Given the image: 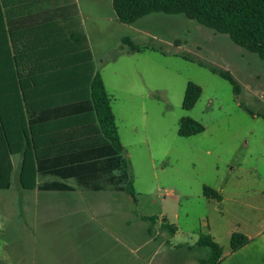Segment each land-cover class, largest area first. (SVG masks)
Listing matches in <instances>:
<instances>
[{
    "label": "rangeland",
    "instance_id": "374dc122",
    "mask_svg": "<svg viewBox=\"0 0 264 264\" xmlns=\"http://www.w3.org/2000/svg\"><path fill=\"white\" fill-rule=\"evenodd\" d=\"M78 1L95 62L113 97L136 202L128 195L102 193L98 201L86 203L90 210L77 196L74 203L84 212L79 216L51 211L44 217L31 206L23 211L22 197L31 201L40 193L22 189L15 156L12 187L0 190V264L20 259L33 264L37 252L28 228L36 226L51 228L49 258L56 264H82L81 259L148 264V231L151 246L159 245L163 235L175 249L185 246L176 251L177 257L165 250L150 264H188L190 257H208L209 251L197 245L202 234L221 247L223 261L232 252L233 234L254 236L264 230L263 62L229 36L183 15L154 13L127 25L117 19L112 0ZM124 38L142 52L131 51ZM210 67L230 72L240 94ZM190 82L203 92L187 111L183 102ZM187 117L205 131L179 136L180 122ZM206 187L221 200L205 197ZM96 210L101 212L97 219ZM71 225L84 226L85 244H79L75 231L60 232ZM166 225L175 228L176 236Z\"/></svg>",
    "mask_w": 264,
    "mask_h": 264
},
{
    "label": "trees",
    "instance_id": "16d2710c",
    "mask_svg": "<svg viewBox=\"0 0 264 264\" xmlns=\"http://www.w3.org/2000/svg\"><path fill=\"white\" fill-rule=\"evenodd\" d=\"M61 1L0 0V190L11 189L13 158L20 156L18 180L24 190L114 191L136 201L113 97L95 69L82 23ZM112 5L118 20L127 25L154 13L183 15L229 36L258 55L264 66V0H112ZM123 43L133 52L143 50L130 39ZM210 70L240 94L230 72ZM202 92L190 82L183 108L192 110ZM204 131L202 124L187 117L178 134L190 137ZM49 176L57 181L38 183ZM204 195L221 200L208 187ZM166 227L175 233V228ZM249 242L235 233L231 251ZM198 246L209 251L200 264H221L222 249L210 236L202 234Z\"/></svg>",
    "mask_w": 264,
    "mask_h": 264
},
{
    "label": "crops",
    "instance_id": "0c3cea01",
    "mask_svg": "<svg viewBox=\"0 0 264 264\" xmlns=\"http://www.w3.org/2000/svg\"><path fill=\"white\" fill-rule=\"evenodd\" d=\"M62 5H65L66 7H68L71 10V14L74 15L75 17H78L79 21L82 23V26H83V29L85 31L86 38H87V41H88V44H89V47H90V50H91V53L93 56L95 69L98 70L97 64H96L95 59H94L93 51H92V48L90 46V41H89L90 36H89V32L87 29L85 19L83 18V13H82V8L80 5V2L78 0H62L61 6ZM71 21H72V18H71ZM75 25H76V23H75ZM17 157H19V163H18V166H19L18 172H19L20 164H21V157L20 156H17ZM13 161H14V159H13ZM14 166L16 169L15 162H14ZM49 178H53V177L49 176V177L39 178L38 183L40 185H42L46 182L57 181L56 178H53V180L50 181V180H48ZM71 182H69V184L73 187H76L75 182H74V185ZM25 191H29V190H25ZM33 191L34 192L38 191V193H40V194H36L34 199L31 200L32 201L31 205H30V203H31L30 199L24 195L21 199L19 208L22 209L23 211H25V210H27V208H29L31 206L33 208V210L36 208V212L40 213V215H43L44 217H48L50 214L49 212H51V211L61 212V213L63 212L64 214L71 213V211H72V214H75V216H79L77 214L84 213L74 203L78 199L77 196L79 197V199H82L83 201H85L84 206H85L86 210H90V209H87L86 203L91 202V204H93L92 203L93 201H98L100 199L102 193L109 194L111 196L112 195L114 196V194L116 196L121 195L120 197H122L123 195H128L125 193H118V192H114V191L90 192V191L81 190L79 188H75L74 191H70V192L41 191L39 189L32 190L31 192H33ZM90 193H95V194H91L92 195L91 197L85 196V195H88ZM93 195H95V196H93ZM128 196L131 197L130 195H128ZM1 201L2 200H0V202ZM3 205L4 204H1L0 206H3ZM96 206H98V205H96ZM111 213L113 215L112 210L110 211V214ZM96 214H97L95 216L96 219L101 216V212H99V211H97ZM107 215H108V212H107ZM142 220L147 221V218L143 217ZM79 221L81 222V219ZM83 228H84L83 225H80V226H78V225L72 226L71 225L68 227L66 226V227L60 228V232L68 230V231H75V232L79 233L80 235L77 238H78V241L81 242L79 244L83 245L88 240L87 236H85L84 233H82V231H81ZM50 230H51V228H49L47 226H36V227H29L28 228V232L31 234V237H32V246L35 249V251L37 252L36 254H34V259L32 260L33 264H56L53 258H49V254L51 256L52 251H53V242L51 241L52 237H50L48 235ZM148 233H149L148 239L145 240V244H144V246L146 248H148V251L146 252V256H147L146 260L148 261V264H150V262L154 256H157L161 253H164L165 250L168 251V254H173L174 258H175V257H177L176 251L181 250L180 248L185 247L184 245H180L178 250L175 249L177 247L174 244L170 243L167 237L165 238V236H167V235L162 236L164 240H162L159 245L151 246L152 245L151 231H148ZM176 234L177 233H174L173 236H176ZM247 237L250 239V242L247 245H245L243 248L239 249L238 251L231 252L226 258H224V260L222 261L223 264H264V230L260 231L259 233H257L254 236L252 235V236H247ZM197 245H198V243H197ZM81 260H80V262L82 264H93V262H92L93 260H89V259L88 260L81 259ZM199 260H200L199 257L195 256L194 258L190 257V259L187 260V262H188V264H200ZM71 263L73 264V262H71ZM1 264H5V263L1 261ZM17 264H24V261L20 259V260H18ZM99 264H101V263H99ZM106 264H108V263L106 262ZM161 264H164V263L162 262Z\"/></svg>",
    "mask_w": 264,
    "mask_h": 264
}]
</instances>
